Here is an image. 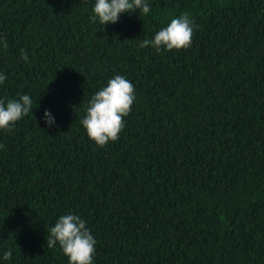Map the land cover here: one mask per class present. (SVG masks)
<instances>
[{"label": "trees", "instance_id": "16d2710c", "mask_svg": "<svg viewBox=\"0 0 264 264\" xmlns=\"http://www.w3.org/2000/svg\"><path fill=\"white\" fill-rule=\"evenodd\" d=\"M147 3L103 26L95 0H0V99L33 100L0 129V240H46L69 213L95 240H264V0ZM185 13L189 47H139ZM117 75L135 100L100 147L80 120ZM0 264L68 258L0 241ZM93 264H264V241H96Z\"/></svg>", "mask_w": 264, "mask_h": 264}, {"label": "clouds", "instance_id": "9594fccd", "mask_svg": "<svg viewBox=\"0 0 264 264\" xmlns=\"http://www.w3.org/2000/svg\"><path fill=\"white\" fill-rule=\"evenodd\" d=\"M137 9L141 15H147L150 5L147 0H95L93 14L105 26L116 23L120 14L132 13ZM192 37L193 23L185 13L171 19L152 39H143L139 47L152 46L157 52L180 50L191 45ZM4 46L7 47L6 42ZM21 59L28 61V55L23 50ZM5 79L6 76L0 73V83ZM134 100V85L129 80L120 75L108 80L107 86L91 97L85 108L86 114L80 120L88 138L100 147L118 140L125 127L124 118L130 114ZM32 103L33 100L28 94L21 95L19 99H0V129L11 132L17 121L33 111ZM44 119L49 127L55 124L54 117L48 110L44 112ZM46 242L49 248L58 243L68 258V264H93L96 240L91 230L86 227V221L79 215L69 213L60 216L54 226L47 229ZM11 257V249L4 252V260Z\"/></svg>", "mask_w": 264, "mask_h": 264}]
</instances>
